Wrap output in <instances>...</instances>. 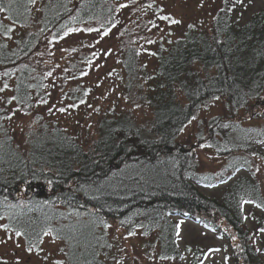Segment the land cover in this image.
Masks as SVG:
<instances>
[{
  "label": "trees",
  "instance_id": "obj_1",
  "mask_svg": "<svg viewBox=\"0 0 264 264\" xmlns=\"http://www.w3.org/2000/svg\"><path fill=\"white\" fill-rule=\"evenodd\" d=\"M119 2L0 0V89L6 94L0 103V218L23 234L28 248L52 234L65 245L66 264H117L109 257L113 222L141 231L145 248L160 261L191 253L186 264H198L205 251L180 248L175 217L225 235L236 264H264L245 223L246 205L264 208L255 172L257 161L264 165V5L240 22L233 17L240 0H222L205 20L155 43L145 29H161L171 19H161L169 15L153 6L152 18L141 20L137 34L124 32L120 43L127 106L100 113L94 136L82 137L41 109L49 90L68 80L74 82L67 90L70 110L85 103L91 88L80 78L95 62L78 52L65 65L70 73L52 78L39 48L83 25L108 32L126 13ZM145 38L153 44L154 65L142 58ZM217 100L227 112L194 134L197 145L224 159L213 172L200 169L194 149L179 138ZM134 105L148 112L138 116ZM15 110L33 118L22 144L12 132ZM218 186L224 188L219 198L200 190Z\"/></svg>",
  "mask_w": 264,
  "mask_h": 264
},
{
  "label": "rangeland",
  "instance_id": "obj_2",
  "mask_svg": "<svg viewBox=\"0 0 264 264\" xmlns=\"http://www.w3.org/2000/svg\"><path fill=\"white\" fill-rule=\"evenodd\" d=\"M126 11L122 22L113 26L107 35L100 34L94 25H83L75 28V31H68L63 38L58 40L43 41L40 48L45 74L51 73L53 78L56 74L60 76L70 73L67 62L78 52H86L90 60L95 62L80 78L84 86L90 89L88 99L76 110H70L68 103V92L74 82L69 80L63 88L58 84L51 88L47 96V105L42 107L41 115L57 114L59 118L68 126L72 133H77L82 137H92L95 132L96 119L100 113L108 110L114 104L127 106L124 97V87L122 83L123 74L120 71L118 53L124 32L131 30L135 35L142 27L141 20L152 18L153 6L159 7L165 14L180 23L163 25L161 29L151 27L145 29L147 37H151L155 43L160 37L181 35L190 22L205 20L220 6L222 0H117ZM264 5V0H240L234 9L233 17L238 21H245L252 14L257 12ZM122 18V17H121ZM92 29L93 31H88ZM141 40L140 50L144 52L142 58L148 64L154 65L152 53V42L145 43ZM6 93V92H5ZM0 103L4 105L6 94H2L0 89ZM118 105V104H117ZM60 109H65L60 111ZM53 113H51V112ZM134 112L138 116H145L148 110L134 105ZM227 107L223 100L213 101L203 108L196 118L192 119L180 135V141L188 148L194 149L200 169L216 172L222 166L224 159L216 155L210 148L204 145H197L194 134L206 121L217 114H225ZM15 129L12 131L15 141L22 144L24 141V131L30 121H33L30 113L13 111ZM264 147V146H263ZM255 172L264 194V165L261 161L255 163ZM223 187L201 188L205 194L219 198L223 192ZM245 223L252 232L253 241L259 247V251L264 258V208L254 204L245 207ZM179 223V246L181 249L191 246L203 249L204 256L200 258L198 264H236L231 250L229 239L225 235H219L211 230L199 225L190 219L174 218ZM4 219L0 218V225H4ZM130 233H133L130 235ZM11 237V239H9ZM109 238L111 240V250L109 257L117 264H186L191 259V253L185 258L171 262L160 261L156 251H147L141 231L129 232L117 226L114 222L109 225ZM0 264H66L65 245L62 241L55 239L52 234L47 233L40 245L32 248L28 252L22 236H16L14 232L0 227Z\"/></svg>",
  "mask_w": 264,
  "mask_h": 264
},
{
  "label": "snow or ice",
  "instance_id": "obj_3",
  "mask_svg": "<svg viewBox=\"0 0 264 264\" xmlns=\"http://www.w3.org/2000/svg\"><path fill=\"white\" fill-rule=\"evenodd\" d=\"M30 2L31 3H35V0H30ZM127 5H122V7H126ZM0 10H4L2 7H0ZM161 19H164V20H169V19H171V22L172 23H180V21H178V20H175V19H172V18H170L169 16H163V17H161ZM73 31H75V29H73ZM88 31H93L92 29H88ZM108 33L107 32H105L104 33V35H107ZM49 75H51V73H49ZM218 99V98H217ZM65 109H60V111H64ZM0 227H3V228H5V229H7L8 228V225L7 224H5V225H0ZM133 233H130V235H132ZM15 235L16 236H21V235H23L21 232H19V231H17L16 233H15ZM9 239H11V237H9ZM0 243H6V241H4V240H0ZM28 252H32V248L30 247V248H28V250H27Z\"/></svg>",
  "mask_w": 264,
  "mask_h": 264
}]
</instances>
